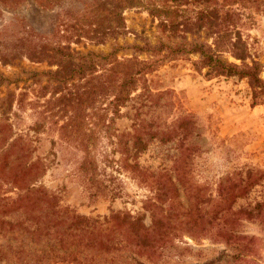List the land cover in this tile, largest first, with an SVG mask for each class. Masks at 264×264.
<instances>
[{"label": "rangeland", "instance_id": "obj_1", "mask_svg": "<svg viewBox=\"0 0 264 264\" xmlns=\"http://www.w3.org/2000/svg\"><path fill=\"white\" fill-rule=\"evenodd\" d=\"M89 1L45 0L43 6L38 5L36 0L0 3V33L3 37L12 38L24 27H33L45 33L60 27L63 29L64 12L79 9L85 2L88 7ZM145 1L158 6L180 5L184 12H179L183 15L179 19L194 17L197 11L206 8L234 10L236 23L232 29L240 32L248 47V61L253 59L259 63L260 77L264 79V0ZM122 16L126 28L124 35L99 44L82 37L78 43L72 40L70 46L82 53L90 50L108 53L118 47L117 57L137 55L146 59L149 55L137 51L134 45H171L176 40L170 37L169 31L163 30L160 19L142 6L126 8ZM68 19L67 23L73 22ZM61 33L66 34V31ZM185 37L206 43H212L214 39L206 27H200L198 31L191 28L185 32ZM223 57L239 63L228 53ZM169 58L146 76L153 93L168 91L160 96L159 104L151 102L152 99L146 95H135L141 91L138 89L127 105L121 108L122 116L114 119L109 131L111 136L108 132H101L92 153L106 186L102 192L91 187L88 173L78 167L83 152L76 149L73 143L62 140L55 124L44 119V125L36 130V122L43 121L37 111L43 110L44 102L50 96L48 89L51 90L55 84L44 72L55 69L56 65H49L46 60L31 61L25 56L6 64L0 60V73L9 79V83L0 86V97L8 92H14L16 97L19 93L23 94L22 103L18 105L15 101L12 110L4 117L5 127H0V145L2 140L3 146L16 142V149L24 142L28 143V151L22 150L21 156L25 164L33 163L30 168L38 173L35 184L56 194L61 205L96 219L104 226L114 213L131 216L143 213V222L149 226L152 223L150 209L153 208L149 205L158 202L157 184L161 180L170 181L176 187V195L171 197V201L184 207L187 206L188 191L198 193V198L205 193L214 196L216 181L227 170L243 165L264 168V103L253 102L247 79L206 76V68L199 71L192 65L198 58L197 53ZM92 111V107L84 110L86 128L92 125L89 116ZM182 113H190L195 119L193 133L184 142L185 145L192 143L194 147L184 150L180 147L179 137L167 143L161 142L158 137H150L146 148L137 151L134 141L136 134L140 135L138 129L142 128L141 125L145 130L140 136L149 138L150 130L170 124ZM59 114L53 117L62 123L64 119H59ZM182 155L192 160L190 169H177L178 162L175 160L179 157L180 161ZM16 169L23 168L18 166ZM1 187L6 190V195L14 197L18 192L9 183ZM258 199H264V181L255 186L247 199L240 201L245 203ZM187 217L181 215L179 218ZM240 223L236 225L237 234L243 237L233 236L226 240L214 239L213 232L204 230L200 221L194 226L177 222L168 244L170 247L164 248L162 254L148 255L128 244L126 251L121 248L104 251L97 247L102 250L101 256L92 258L91 251L97 253L96 248H84L80 242L81 251L76 259L49 264H127L120 255L128 250L131 255L138 252V260L143 264H204L218 258L221 260L215 264H264V230L244 218ZM251 236L260 238L256 249ZM103 237V234H98L95 240ZM74 240L78 239L75 237ZM240 250L243 255L235 258Z\"/></svg>", "mask_w": 264, "mask_h": 264}, {"label": "trees", "instance_id": "obj_2", "mask_svg": "<svg viewBox=\"0 0 264 264\" xmlns=\"http://www.w3.org/2000/svg\"><path fill=\"white\" fill-rule=\"evenodd\" d=\"M17 2L18 0H0L4 4ZM36 2L40 6L45 5V0ZM141 6L160 19L163 30L169 31L170 37L176 39L174 43L134 45L137 51H144L149 55L146 59H140L137 55L117 57L118 47L108 53L91 50L82 53L70 46L72 40L78 43L82 37L99 44L124 35L126 28L123 10ZM179 12H184L180 5L158 6L145 0H90L88 7L85 2L79 9L64 12L66 19L61 23L63 29L60 27L45 33L33 27H24L12 38L3 37L0 33V60L3 64L25 56L31 61L46 60L49 65H56L55 69L44 72L55 84L51 90L48 89L50 96L45 100L43 110L37 111L43 121L36 122V130L44 125V119L55 124L61 139L73 143L76 149L83 152L78 167L88 173L91 187L100 192L106 186L97 171L92 150L101 132H108V136H111L109 131L114 119L122 116L121 108L135 95H146L152 99H149L151 102L159 104L160 96L168 91L153 93L146 76L169 57L197 53L198 58L192 62L195 70L206 68L205 75L210 78H246L253 102L264 103V79L260 77V65L253 59L248 61L250 55L246 42L239 31L232 29L236 23L235 11L206 8L197 11L194 17L184 16L181 19L179 16L183 15H179ZM67 19L73 22L67 23ZM200 27L210 30L211 36H214L212 43L186 39L185 32L191 28L198 31ZM62 30L66 34H62ZM162 50L165 52L161 53ZM225 53L239 63L225 59ZM7 83L9 79L0 73V86ZM138 89L141 91L132 95ZM22 95L19 93L16 97L14 92H8L6 96L0 97V127H5L4 117L12 110L14 102L18 105L22 103ZM87 107H92L93 111L89 115L92 125L86 128L84 110ZM56 114H59V119L63 117L62 123L54 120L53 116ZM194 120L190 113H182L170 124L150 130L149 138L140 136L145 130L141 125L142 128L138 129L140 135L136 134L134 141L137 151L146 148L150 137H158L163 143L179 137L180 147L184 150L194 147L191 142L184 144L193 133ZM2 143L3 140L0 145V264L2 261L4 264L73 261L81 251V243L84 248H96L97 253L91 251L92 258L101 256L102 250L97 247L104 251L119 248L126 251L128 244L148 255L157 252L162 254L164 248L170 247L168 244L177 222L194 226L200 221L204 230L213 232L214 239L243 237L238 236L236 228V225L241 224L242 218L258 224L264 230V199L247 200L245 203L240 201L247 199L255 186L264 181V168L243 165L227 170L218 177L214 196L205 193L198 198V193L191 194L188 191L187 206L184 207L171 201V197L176 195V187L170 181L161 180L157 184L156 196L160 203L153 202L149 205L153 207L150 209L152 223L149 226L143 222V213L133 216L114 213L104 226L96 219L61 205L56 194L35 184L38 173L30 168L33 163L25 164L21 156L22 150L28 151V143L24 142L16 149V142L5 146ZM187 158L188 156L182 155L180 161L179 157L175 160L178 162L177 169H190L192 160ZM18 166L23 169H16ZM8 183L18 189L14 197L6 195V190L1 187ZM181 215L188 217L179 218ZM98 234H103L104 237L96 241ZM75 237L78 240H74ZM56 239L58 240L55 241ZM250 239H253V248L256 249L260 238L251 236ZM241 251L234 257L242 256ZM130 252L128 250L126 254L120 255L124 257L125 263L143 264L138 260V252L135 255ZM219 260L221 258L217 259ZM217 261L211 260L204 264H215Z\"/></svg>", "mask_w": 264, "mask_h": 264}]
</instances>
